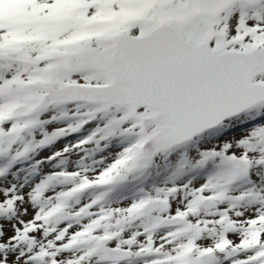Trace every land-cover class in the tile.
<instances>
[{"label":"snow or ice","instance_id":"6c2138e0","mask_svg":"<svg viewBox=\"0 0 264 264\" xmlns=\"http://www.w3.org/2000/svg\"><path fill=\"white\" fill-rule=\"evenodd\" d=\"M0 264H264V0H0Z\"/></svg>","mask_w":264,"mask_h":264}]
</instances>
